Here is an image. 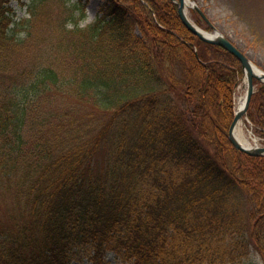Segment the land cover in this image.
Listing matches in <instances>:
<instances>
[{
    "label": "trees",
    "instance_id": "obj_1",
    "mask_svg": "<svg viewBox=\"0 0 264 264\" xmlns=\"http://www.w3.org/2000/svg\"><path fill=\"white\" fill-rule=\"evenodd\" d=\"M10 1L0 264H71L81 250L92 264L107 252L127 264H238L251 246L264 260V156L228 139L240 62L191 33L177 0H102L84 26L75 7L46 2L16 22ZM255 84L247 116L264 138Z\"/></svg>",
    "mask_w": 264,
    "mask_h": 264
},
{
    "label": "rangeland",
    "instance_id": "obj_2",
    "mask_svg": "<svg viewBox=\"0 0 264 264\" xmlns=\"http://www.w3.org/2000/svg\"><path fill=\"white\" fill-rule=\"evenodd\" d=\"M42 1L45 0H22L21 5L18 1L11 0L8 6L14 11V21L18 22L22 18H28L30 11L40 3H44ZM46 1L53 6L61 3L69 7L76 5L75 14L80 15L82 10L84 14L83 19L81 18V26L93 23L100 18V6L103 3L102 0ZM78 1L80 2L77 3ZM196 3L204 10L214 28L246 54L256 68L264 71V0H196ZM14 26L15 24H11L10 28ZM21 36L22 34L19 35ZM235 94L237 95L238 91ZM248 130L253 133L250 126H244L248 141L254 144ZM257 144L264 145V141L257 138ZM71 264H92L87 250H81L77 255L74 254ZM104 264L127 263L122 262L115 253L107 252ZM238 264H264V260L251 246L249 255Z\"/></svg>",
    "mask_w": 264,
    "mask_h": 264
},
{
    "label": "water",
    "instance_id": "obj_3",
    "mask_svg": "<svg viewBox=\"0 0 264 264\" xmlns=\"http://www.w3.org/2000/svg\"><path fill=\"white\" fill-rule=\"evenodd\" d=\"M177 5L180 19L183 25L191 33L196 35L201 41L205 43L221 47L240 62L243 71V76L240 80L244 81L245 83L244 102L241 107H239L237 110H234L233 120L228 130V139L238 153H244L249 156H264V146H243L235 136V130L238 123L242 122L245 124L249 103L252 94L255 92L254 80L264 85V72L256 68L246 54L240 51L238 47L234 45L226 36L222 35L214 28L210 20L206 17L204 12L195 1H191V6L189 7L202 17L205 23L212 29V32L201 29L190 19L185 6V0H178Z\"/></svg>",
    "mask_w": 264,
    "mask_h": 264
},
{
    "label": "bare ground",
    "instance_id": "obj_4",
    "mask_svg": "<svg viewBox=\"0 0 264 264\" xmlns=\"http://www.w3.org/2000/svg\"><path fill=\"white\" fill-rule=\"evenodd\" d=\"M185 6L188 8L191 6L190 0H185ZM238 94L236 95V102H235V107L238 109L239 107L242 106L244 102V82H242L238 87H237ZM244 91V92H243ZM235 136L236 138L242 143L243 146H249L250 142L248 141L245 131H244V124L242 122H239L236 130H235Z\"/></svg>",
    "mask_w": 264,
    "mask_h": 264
}]
</instances>
